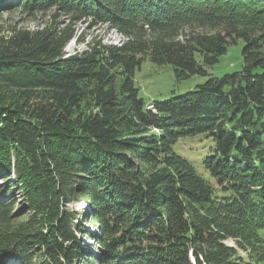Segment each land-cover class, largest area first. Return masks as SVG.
I'll return each instance as SVG.
<instances>
[{
  "label": "trees",
  "instance_id": "1",
  "mask_svg": "<svg viewBox=\"0 0 264 264\" xmlns=\"http://www.w3.org/2000/svg\"><path fill=\"white\" fill-rule=\"evenodd\" d=\"M17 11L47 21L0 36V264H86L81 201L95 264H264V0H0ZM83 22L127 40L65 53ZM239 41V71L139 96L145 59L205 77ZM196 136L201 172L176 151Z\"/></svg>",
  "mask_w": 264,
  "mask_h": 264
},
{
  "label": "rangeland",
  "instance_id": "2",
  "mask_svg": "<svg viewBox=\"0 0 264 264\" xmlns=\"http://www.w3.org/2000/svg\"><path fill=\"white\" fill-rule=\"evenodd\" d=\"M46 19V17L39 15L35 20H33L30 17L20 14L18 11L3 13L0 15V36H8L12 29L33 30L45 24L47 21ZM76 27L79 29L78 34L81 33V37L84 35L85 42L78 44L77 42H74V40L70 41L64 50L67 54L82 52L86 48V41L90 42L92 40H102L104 44H111L114 46L118 43L119 46L125 41L124 38L122 39V37L118 35L119 33L114 32V30L110 29L107 25H99L95 28H89L83 22L78 23ZM241 49V41L237 42L235 45L228 46L226 52L219 57V60L215 65L212 67H206L208 76H192L181 81H177L175 79L173 70L170 66H158L151 63L148 59H145L139 69H137L134 73V85L138 89L139 96L143 98L144 101L148 102L147 105L149 107L153 101L162 100L174 95H183L186 92L195 89L197 85L203 84L208 77H221L225 74H231L239 71L242 64ZM151 132L157 134V130H152L149 133ZM211 146L212 143L209 139L203 136H196L192 139L183 140L180 143L179 148H176V151L185 159L193 162L198 172H201L200 166L198 165V158L206 155L209 147ZM14 197L18 203L20 200L17 198L18 195H15ZM19 206L20 205L17 204V206H14V209L12 208L10 211L13 219H17L20 216L25 215L23 209L19 210ZM66 208L68 210L73 209L77 211L79 215V231L75 232V236L80 242L78 245L81 250L80 258H83L86 264H95L94 262L98 258L99 249L97 243L89 238V234H82L83 232H88L91 234L95 233L96 237L98 235L97 228L94 225L83 223L82 216L87 211L86 204L83 201L79 203H70ZM224 244L229 248H237L234 239H226ZM239 252L242 257L245 256L242 251L239 250ZM5 264H16V262L11 258L8 259ZM35 264L39 263L36 262Z\"/></svg>",
  "mask_w": 264,
  "mask_h": 264
},
{
  "label": "bare ground",
  "instance_id": "3",
  "mask_svg": "<svg viewBox=\"0 0 264 264\" xmlns=\"http://www.w3.org/2000/svg\"><path fill=\"white\" fill-rule=\"evenodd\" d=\"M114 32H117V31H114ZM118 35H120V37H122V39L124 38V40L126 41L127 38H126L125 36H123V35H121V34H118ZM124 40H123V41H124ZM118 41H119V40H118ZM125 41H124V42H125ZM124 42H122L121 44H123ZM118 44H119V43H118ZM118 44H116V46H118ZM121 44H120V45H121ZM120 45H119V46H120Z\"/></svg>",
  "mask_w": 264,
  "mask_h": 264
}]
</instances>
